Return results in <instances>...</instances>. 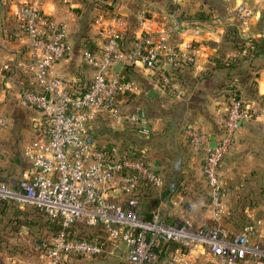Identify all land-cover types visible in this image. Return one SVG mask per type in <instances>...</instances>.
I'll return each instance as SVG.
<instances>
[{"label":"built area","instance_id":"1","mask_svg":"<svg viewBox=\"0 0 264 264\" xmlns=\"http://www.w3.org/2000/svg\"><path fill=\"white\" fill-rule=\"evenodd\" d=\"M4 2L25 34L29 52L25 68L35 83L22 87L19 102L41 113V131L24 148L29 165L17 189L0 183V204L8 200L30 203L60 223L61 230L45 248V264H64L73 255L96 257L106 252H121L117 264H264L262 217L250 212L249 222L238 231L222 224L228 206L221 168L236 145L241 125L254 117L243 98L236 94L228 98L218 138L212 139L200 127L185 129L192 148L204 154L213 224L205 216L192 215L181 193L170 198L172 220L165 218L159 207L149 216L141 213L136 196L140 187L147 183L162 194L163 175L154 163L138 158L135 149L104 145L90 133L99 119H105L113 127L129 124L148 137L149 123L138 111L125 109L142 88L124 69L131 66L153 71L158 84L169 87L172 69L195 63L199 52L192 41L175 42L183 21L167 10L154 13L146 3L135 15L129 32V18L108 1L109 7H102L107 12L93 19L96 47L83 51L93 76L80 87L74 78L59 71L73 51L68 22L48 13L37 0ZM236 10L247 25L253 12L246 0H241ZM129 33L131 44L124 51ZM118 63L123 66L116 72ZM3 70L10 71V64H4ZM5 128L8 120L0 115V130ZM78 224L100 226L104 234L95 239L81 237L72 231ZM169 243L180 247L169 250ZM165 251H169L168 260L162 263Z\"/></svg>","mask_w":264,"mask_h":264},{"label":"crops","instance_id":"2","mask_svg":"<svg viewBox=\"0 0 264 264\" xmlns=\"http://www.w3.org/2000/svg\"><path fill=\"white\" fill-rule=\"evenodd\" d=\"M37 1L59 20L67 19L69 22L75 17L73 8L78 3L76 0ZM121 2L122 11L129 18L131 27L134 25L138 8L146 3L154 13L160 14L159 12L165 10L172 12L184 23L182 32L174 39L175 42L192 41L199 50L195 63L172 69L174 78L169 87L160 86L153 71L139 68L134 70V73L140 75L139 84L142 88L141 94L131 99L138 105L134 111H138L149 123L151 131L148 137L136 133L137 137L133 133L135 139L139 141L137 144L131 142L127 148L142 150L163 175L165 185H175L178 182L185 186L182 196L192 215L196 218L205 216L208 223L213 224V213L209 208L203 171L204 154L192 148L185 129L200 127L212 139L218 138L222 134L227 112L229 87L232 84L239 86L246 103L255 115L253 119L241 125L236 145L221 168L226 190L225 201L228 206L222 224L238 231L245 219L249 222V213L253 211L264 219V53L252 54L246 48L251 42L239 41L236 34V31H239L240 35L252 37L254 40L264 37V0H246V6L253 12L247 25H243L236 12L241 0H121ZM11 9L10 5H5L4 0H0V113L6 116L10 115L9 110L14 108L17 101L19 102L22 87L35 85L25 68L29 61L26 39L18 29ZM129 32H132V28ZM130 38L129 33L125 40L131 41ZM90 45L95 47L96 40L83 42L80 51ZM74 54L75 56L71 55L60 64V73L71 77L75 72H80L81 80L89 76L90 81L93 68L84 61L82 54L81 63L76 61L77 66H81L80 71L77 70L78 67L75 69L76 62L72 60L75 57V61L79 54L76 50ZM6 63L11 66L10 71L3 70ZM81 80L78 82H83ZM82 84L80 87L87 85ZM151 91L154 92L149 96ZM100 124L101 119L93 128ZM95 131L91 135L100 141ZM9 133L6 130L0 131V179H8V171L12 169L10 164H13L12 151L9 161L5 160L6 152L2 151L5 149L2 139L5 135L7 138ZM120 147L122 148L121 145ZM167 192V197L164 192L161 194L156 189L153 194L145 193L144 198H140L139 211L149 216L154 207H159L163 216L172 220L169 201L177 194L171 195L169 191ZM258 196L261 199L260 204H246L247 201L255 203L254 199ZM248 197L253 200H249ZM91 228L97 232L94 234L95 237L104 234L100 226ZM99 229L102 231L101 235ZM262 239L264 240V227ZM168 252L162 255V263L167 262ZM105 254L107 255L99 258L96 264H117L120 261L121 252L118 255H110L107 252Z\"/></svg>","mask_w":264,"mask_h":264},{"label":"rangeland","instance_id":"3","mask_svg":"<svg viewBox=\"0 0 264 264\" xmlns=\"http://www.w3.org/2000/svg\"><path fill=\"white\" fill-rule=\"evenodd\" d=\"M76 1L78 3L73 8L75 17L69 22L67 19L64 20L69 23L70 42L73 48L71 55L75 56V50L77 54H79L75 61V57H73L72 62L79 61L81 63L83 54L82 51H84L87 47L83 50L81 49L80 51V45L85 41H91V39L96 40V30L93 27L94 17L99 13L107 12V10L103 8H107L106 6L109 7L107 4L108 1H110V3L113 2L114 6L117 4L122 13L124 11H122L123 8L121 0L120 2L118 0H106V4L104 2L99 3L100 0ZM5 5L9 4L5 3ZM140 9L141 7L138 8V12ZM19 31L23 36L25 35L20 29ZM77 64L78 62L75 64V69L78 67ZM79 67L77 68L78 71H80ZM79 73L80 72H75L70 78H74L78 85L88 83L89 76L85 78L83 77L84 80H81L79 78L81 74ZM133 74V79L139 83L140 75L136 74V72ZM79 80L83 82H78ZM136 107H138L137 102H132V100H129L125 104V109H128L129 111H134ZM9 112L10 115L8 116L0 113V115H4L8 120V128L2 130H6L8 133L10 132L7 138L5 135V138L2 139L5 147L2 151L6 152L7 158L5 160L8 161L10 160V151H12L11 161L13 163L10 164L11 162H9V164L12 165V169L8 171V179L5 180V182L10 185L11 188L17 189L22 172L29 165L26 157L24 156L23 149L40 134L41 130L39 122L41 113L38 110L23 106L18 101L14 108L10 109ZM123 127H113L108 120L106 121L105 119H101V124L91 129L90 133L93 134L96 130V137L100 139V143L102 142L104 145H115L117 147H120L121 145L122 148H127L130 146L129 144H131V142H136L137 144L139 140L135 139L133 133L137 137L140 134L137 132L136 128L128 124ZM131 129L133 131H131ZM182 187L184 189L185 186ZM204 191L205 190L203 189V192ZM151 192L153 194V191ZM255 201L256 202L252 203V205L260 204V197L258 196ZM150 209H152V207ZM54 224L55 223L51 221L47 214L38 211L37 208L30 203L19 204L15 200H8L5 201V203H1L0 264H45V248L55 237L58 229L57 225ZM72 231L79 236H93L94 234H97L94 229L84 224L74 226ZM101 234L102 231L99 229V235ZM105 255L107 254L104 253L100 257L73 255L70 260L66 261L64 264H96L99 262V258L105 257Z\"/></svg>","mask_w":264,"mask_h":264},{"label":"trees","instance_id":"4","mask_svg":"<svg viewBox=\"0 0 264 264\" xmlns=\"http://www.w3.org/2000/svg\"><path fill=\"white\" fill-rule=\"evenodd\" d=\"M105 1L106 0H100L99 1V3H102V2H104L105 3ZM236 34H237V37L240 39L239 41H241V42H243V43H246V42H251V45L249 46V47H246V48H248L249 49V51L252 53V54H254V55H256V54H259V53H264V37H262V38H260L259 40H254L252 37H246V36H243V35H240L239 34V31H236ZM126 39V38H125ZM131 40H132V38H130ZM127 40V39H126ZM126 40H124V42H123V47H122V49L124 50V51H127L128 49H129V47H130V44H131V41H126ZM129 40V39H128ZM95 47H96V45H95ZM95 47H93V46H89L88 48L89 49H91V50H93ZM124 73H126L127 74V76L129 77V78H132L133 79V76H134V68L133 67H131V66H127L125 69H124ZM173 75L174 74H172V77H173ZM174 78V77H173ZM135 80V79H134ZM173 80V79H172ZM232 94H236V95H239L241 98H243L244 99V101L246 102V100H245V98H244V96H243V93H242V91H241V89L239 88V86H237V85H235V84H232L230 87H229V91H228V98L232 95ZM131 99H133V98H130V100ZM140 116H142L141 114H140ZM135 151H137V157L138 158H140V159H142V160H146L147 162H152L151 161V159L146 155V154H144L143 152H142V150H139V149H135ZM153 163V162H152ZM1 180V182L0 183H2V182H5V180H7V179H0ZM225 187V186H224ZM165 188H166V190L164 189V194H165V196L167 197L168 196V192L167 191H169L170 193H171V195L172 194H179V193H181V194H184V189H183V187L177 182L175 185H165ZM154 187H152V186H150L149 184H147V183H144L141 187H140V190H139V193L138 194H136V196L139 198V200H140V198L141 199H143L144 197V194L146 193V194H148V193H152L151 191H153L154 192ZM182 191V192H181ZM249 198V200H253L251 197H248ZM255 200V199H254ZM5 203V202H4ZM153 204V203H152ZM246 204H248V205H252V203H249V201H247L246 202ZM36 207V206H35ZM37 208V207H36ZM156 207H154V209H155ZM37 210L38 211H40L38 208H37ZM40 212H42V211H40ZM42 213H44V212H42ZM150 213H151V211H150ZM149 213V214H150ZM51 221H53L55 224L54 225H57V232H56V234L61 230V225H60V223L59 222H57V221H54V220H52L51 219ZM248 223V219H245L244 220V224L241 226V228L244 226V225H246ZM226 227V226H225ZM81 237H85V238H88V239H95L96 237L93 235V236H81ZM180 247V245L179 244H177V243H169L168 244V249L169 250H172V251H174V250H176V249H178ZM163 254H166V251H165V253H163Z\"/></svg>","mask_w":264,"mask_h":264},{"label":"water","instance_id":"5","mask_svg":"<svg viewBox=\"0 0 264 264\" xmlns=\"http://www.w3.org/2000/svg\"><path fill=\"white\" fill-rule=\"evenodd\" d=\"M122 63H118L115 67H114V71H116V72H118V71H120L121 70V68H122ZM153 92L154 91H151L150 93H149V96H152V94H153ZM50 97V95H49V93L47 94V98H49ZM90 140H92V139H90Z\"/></svg>","mask_w":264,"mask_h":264}]
</instances>
